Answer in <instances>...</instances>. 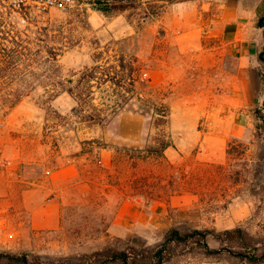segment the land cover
Returning <instances> with one entry per match:
<instances>
[{
	"label": "rangeland",
	"instance_id": "1",
	"mask_svg": "<svg viewBox=\"0 0 264 264\" xmlns=\"http://www.w3.org/2000/svg\"><path fill=\"white\" fill-rule=\"evenodd\" d=\"M85 1L29 22L0 18V254H27L36 264H123L111 256L131 244L154 252L174 228L242 226L236 247L209 254L200 244H173L163 264H259L228 249L264 250V102L251 107L246 135L224 150L206 133L230 127L225 109L242 94L224 28L246 10L264 15V0H137L116 13ZM118 74L136 90L115 84ZM123 99L104 124L78 109L80 101ZM164 106L168 116L160 115ZM133 114L142 117L137 135L120 136ZM97 139L104 147L90 141ZM60 169L75 174L59 178ZM52 197L59 216L43 228ZM134 201L166 208L175 226L148 243L112 234L119 210ZM187 211L199 213L197 226L180 222Z\"/></svg>",
	"mask_w": 264,
	"mask_h": 264
},
{
	"label": "crops",
	"instance_id": "2",
	"mask_svg": "<svg viewBox=\"0 0 264 264\" xmlns=\"http://www.w3.org/2000/svg\"><path fill=\"white\" fill-rule=\"evenodd\" d=\"M264 6L262 5V8ZM244 18L230 20L224 28V39L230 45L232 54L238 59L243 76L240 86L242 94L236 93L234 104L226 108L228 114L223 115L224 120H228L230 127L218 129L219 132L208 131L206 133L207 142L213 137H218L219 150H224L228 140L232 137H243L250 127L252 108L254 112L258 103L264 102V63L260 57L264 49V26L259 24L261 15L260 9L244 11ZM226 115V116H225ZM140 126L142 117L139 114L125 116L120 125V136L135 137ZM217 133V134H216ZM216 134V135H215ZM70 169H60L57 172L59 178L69 179L75 172H68ZM55 205V198H50L47 206V220L41 227H50L58 219L59 208L50 210ZM56 216V217H55ZM175 216L166 208H147L141 202L125 204L119 210L118 216L112 223L110 230L112 234L124 237L134 242H152L155 236L168 231L175 226ZM178 219L188 225L197 226L201 220L198 212H180ZM51 223V224H50Z\"/></svg>",
	"mask_w": 264,
	"mask_h": 264
},
{
	"label": "trees",
	"instance_id": "3",
	"mask_svg": "<svg viewBox=\"0 0 264 264\" xmlns=\"http://www.w3.org/2000/svg\"><path fill=\"white\" fill-rule=\"evenodd\" d=\"M85 1V0H84ZM91 1L94 6L104 13H116L128 8L134 7L137 0H88ZM87 2V0L85 1ZM259 24L264 26V15L259 19ZM260 57L264 63V49L260 54ZM94 74V73H93ZM90 77H92V75ZM118 78L115 79V84L119 85L121 89L126 91H135V81H127L123 76L118 74ZM120 77V78H119ZM130 79V77H129ZM130 85V86H128ZM73 93L70 89L68 90ZM128 100H105L100 105L91 101H80L79 111L82 113V117L85 121L93 124H104L114 119V117L120 112L126 105ZM165 113H160L161 116H168L169 113L164 106ZM167 111V112H166ZM264 126V120H263ZM262 127V126H261ZM89 141V140H88ZM91 143H98L100 147H104V142L100 139L90 140ZM217 238L223 243V248H213L209 243V236ZM246 230L244 227L239 226L234 229H225L218 231L214 228H193L192 230L183 232L178 228L172 229L167 234L165 241L155 250L150 251L147 248H139L138 246L131 244L126 250L116 252L111 256V260H120L123 264H163L171 256V248L173 244H185L194 246L200 244L204 246L209 254L219 253L222 249H227V245L236 247L233 243L237 242V239L245 238ZM232 243V244H230ZM229 251H234L241 258H245L250 262L264 264V250L258 245H248L245 250H234L229 248ZM7 256L10 259L17 261L16 264H36L32 261L27 254L23 255H11L0 254V258ZM38 263H41L39 260Z\"/></svg>",
	"mask_w": 264,
	"mask_h": 264
},
{
	"label": "built area",
	"instance_id": "4",
	"mask_svg": "<svg viewBox=\"0 0 264 264\" xmlns=\"http://www.w3.org/2000/svg\"><path fill=\"white\" fill-rule=\"evenodd\" d=\"M142 4L154 0H139ZM77 0H0V18L14 22H29L34 16L38 17L52 9L67 10L76 4ZM5 126L0 116V130Z\"/></svg>",
	"mask_w": 264,
	"mask_h": 264
}]
</instances>
